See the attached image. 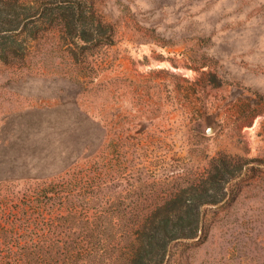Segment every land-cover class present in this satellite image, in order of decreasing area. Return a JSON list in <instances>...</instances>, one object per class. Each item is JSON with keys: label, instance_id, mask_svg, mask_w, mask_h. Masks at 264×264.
I'll return each mask as SVG.
<instances>
[{"label": "rangeland", "instance_id": "rangeland-1", "mask_svg": "<svg viewBox=\"0 0 264 264\" xmlns=\"http://www.w3.org/2000/svg\"><path fill=\"white\" fill-rule=\"evenodd\" d=\"M114 41L98 70L66 74L61 59L43 75L0 65V180L61 173L98 148L104 125L109 139L125 138V173L156 177L135 188L186 187L221 155L258 159L207 208L208 236L174 244L168 264H264V95H232L182 50L141 47L118 29Z\"/></svg>", "mask_w": 264, "mask_h": 264}, {"label": "trees", "instance_id": "trees-1", "mask_svg": "<svg viewBox=\"0 0 264 264\" xmlns=\"http://www.w3.org/2000/svg\"><path fill=\"white\" fill-rule=\"evenodd\" d=\"M114 35L95 0H0V65L21 73L43 75L55 59L66 74L97 69ZM104 129L98 148L53 177L0 180V264H168L174 244L208 236L207 208L261 162L221 155L186 187L135 188L156 177L127 175L125 138Z\"/></svg>", "mask_w": 264, "mask_h": 264}, {"label": "clouds", "instance_id": "clouds-1", "mask_svg": "<svg viewBox=\"0 0 264 264\" xmlns=\"http://www.w3.org/2000/svg\"><path fill=\"white\" fill-rule=\"evenodd\" d=\"M95 8L138 46L206 64L232 95H264V0H95Z\"/></svg>", "mask_w": 264, "mask_h": 264}]
</instances>
